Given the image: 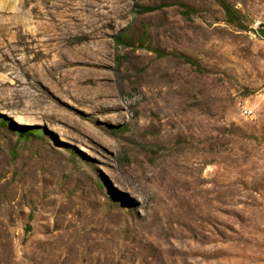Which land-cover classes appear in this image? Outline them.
<instances>
[{"label":"rangeland","instance_id":"rangeland-1","mask_svg":"<svg viewBox=\"0 0 264 264\" xmlns=\"http://www.w3.org/2000/svg\"><path fill=\"white\" fill-rule=\"evenodd\" d=\"M225 1L0 12V264H264V0ZM71 13L110 111L44 72Z\"/></svg>","mask_w":264,"mask_h":264},{"label":"bare ground","instance_id":"bare-ground-1","mask_svg":"<svg viewBox=\"0 0 264 264\" xmlns=\"http://www.w3.org/2000/svg\"><path fill=\"white\" fill-rule=\"evenodd\" d=\"M67 17L62 20V37L50 48L58 56L57 62L44 72H57L62 83L76 88L86 99L95 100L101 109L110 111L115 105L105 95L108 78L99 70L100 43L92 35L73 32L77 27L75 15L71 13Z\"/></svg>","mask_w":264,"mask_h":264},{"label":"trees","instance_id":"trees-1","mask_svg":"<svg viewBox=\"0 0 264 264\" xmlns=\"http://www.w3.org/2000/svg\"><path fill=\"white\" fill-rule=\"evenodd\" d=\"M219 4L221 8L223 9L226 19L230 24H234L235 26H241L240 24V17L237 10H235L229 3H227L225 0H219ZM154 10L152 7H145L142 9L144 12H149ZM242 28V27H240Z\"/></svg>","mask_w":264,"mask_h":264},{"label":"crops","instance_id":"crops-1","mask_svg":"<svg viewBox=\"0 0 264 264\" xmlns=\"http://www.w3.org/2000/svg\"><path fill=\"white\" fill-rule=\"evenodd\" d=\"M24 0H0V12L14 13Z\"/></svg>","mask_w":264,"mask_h":264},{"label":"built area","instance_id":"built-area-1","mask_svg":"<svg viewBox=\"0 0 264 264\" xmlns=\"http://www.w3.org/2000/svg\"><path fill=\"white\" fill-rule=\"evenodd\" d=\"M260 27H264V18L261 21H255L252 25L253 31H257ZM243 116H250L251 110L244 109L242 111Z\"/></svg>","mask_w":264,"mask_h":264}]
</instances>
